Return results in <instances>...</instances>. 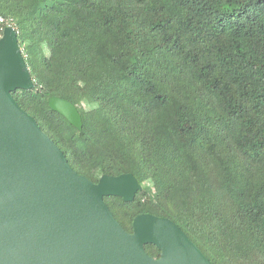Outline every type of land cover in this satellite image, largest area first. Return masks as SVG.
I'll return each mask as SVG.
<instances>
[{"label": "trees", "instance_id": "obj_1", "mask_svg": "<svg viewBox=\"0 0 264 264\" xmlns=\"http://www.w3.org/2000/svg\"><path fill=\"white\" fill-rule=\"evenodd\" d=\"M0 16L34 80L13 96L73 169L137 178L132 201L104 198L127 231L168 217L212 264H264V0H0Z\"/></svg>", "mask_w": 264, "mask_h": 264}, {"label": "water", "instance_id": "obj_2", "mask_svg": "<svg viewBox=\"0 0 264 264\" xmlns=\"http://www.w3.org/2000/svg\"><path fill=\"white\" fill-rule=\"evenodd\" d=\"M33 87L18 33L7 26L0 37V264H212L168 217L138 214L127 231L104 198L132 201L137 178L104 174L93 182L74 170L13 96ZM48 103L82 129L71 101L51 96ZM149 243L158 258L146 251Z\"/></svg>", "mask_w": 264, "mask_h": 264}, {"label": "built area", "instance_id": "obj_3", "mask_svg": "<svg viewBox=\"0 0 264 264\" xmlns=\"http://www.w3.org/2000/svg\"><path fill=\"white\" fill-rule=\"evenodd\" d=\"M4 21L5 19L2 16H0V22H4Z\"/></svg>", "mask_w": 264, "mask_h": 264}]
</instances>
